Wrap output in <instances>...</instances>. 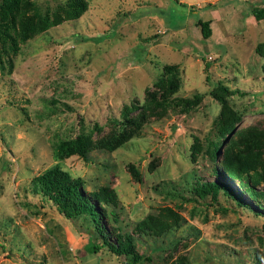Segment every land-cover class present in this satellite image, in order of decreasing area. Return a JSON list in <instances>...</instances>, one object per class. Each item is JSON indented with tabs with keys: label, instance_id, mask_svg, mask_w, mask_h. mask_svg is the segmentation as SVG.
Returning a JSON list of instances; mask_svg holds the SVG:
<instances>
[{
	"label": "rangeland",
	"instance_id": "1",
	"mask_svg": "<svg viewBox=\"0 0 264 264\" xmlns=\"http://www.w3.org/2000/svg\"><path fill=\"white\" fill-rule=\"evenodd\" d=\"M28 4L15 16L26 33L0 46V264H130L89 218L66 217L33 191L32 179L56 166L110 195L98 199L100 222L112 242L128 235L149 257L137 264H264V183L250 195L229 181L252 210L192 191L219 179L214 169L243 132L261 134L252 147L264 159V55L255 51L264 18L251 13L264 0ZM199 20H210L209 38ZM214 92L238 115L221 136ZM78 135L86 157L55 153ZM150 218L156 227L141 224Z\"/></svg>",
	"mask_w": 264,
	"mask_h": 264
},
{
	"label": "trees",
	"instance_id": "2",
	"mask_svg": "<svg viewBox=\"0 0 264 264\" xmlns=\"http://www.w3.org/2000/svg\"><path fill=\"white\" fill-rule=\"evenodd\" d=\"M28 4V0H0V46L3 48L5 45L16 47L14 44L15 34L21 38V33H26L27 29L25 25L19 26L18 20L15 17L24 16V10ZM185 5V4H184ZM252 16L256 21H260L264 18V7L253 6L251 8ZM16 19V20H15ZM197 25L200 28L201 34L204 38L211 36L210 20H199ZM20 28V31H19ZM255 51L260 52L264 55V41L255 46ZM172 69L174 67H171ZM161 82L164 81L160 78ZM170 84L173 83V79L169 80ZM160 84V82H159ZM221 91H227V89L218 85ZM216 97L219 99L222 107V123L220 126L219 135H223L225 132L230 131L233 127L234 122L237 120L236 114H228L230 111L225 110V99L219 93H216ZM186 104H192L197 100L181 99ZM129 110L127 106L124 107V116ZM228 112V113H225ZM261 134L251 130L250 132H243L241 134L240 142L231 143L224 152V158L221 161V171L214 169L215 173L219 174V179L214 178L210 180L198 179L193 184L192 191L199 198H206L210 195L211 198L215 199L219 192H222L225 196H234L235 201L238 205H244L247 209L252 210L247 206L246 202L241 196L234 191L229 181H237L236 185L239 188H245L246 193L250 195L257 194L256 186L264 183V159L260 153L252 147L257 145L258 140L261 138ZM63 148H71L73 152L79 155L81 158L86 157L88 150V138L84 135H78L76 139L62 141L55 147V153L61 156ZM216 157V153L213 154ZM133 176L139 179V172L134 165H129ZM2 167V165H1ZM221 177V178H220ZM31 188L38 194H42L44 197L52 201L58 209L66 217L74 218L78 216H85L90 219L93 227L98 232L99 236L104 240V243L108 249L112 250L118 255H124L127 258L128 263L137 264L143 258L149 259L138 254L133 249L132 240L128 235H122L120 233L115 234L117 237L116 242H112L110 236L104 231L103 225L100 222L101 207L98 199L103 201L110 200L109 194L105 193L104 190L97 192H87L83 189L82 180L77 177H72L66 170L59 167H52L47 169L43 173L37 175L32 179ZM264 194V191H261ZM254 211V210H253ZM145 227H151L156 225L150 218L149 222L143 221L141 223ZM166 224L160 221V229L166 228ZM152 228V227H151ZM90 249L94 251L95 245H91Z\"/></svg>",
	"mask_w": 264,
	"mask_h": 264
}]
</instances>
